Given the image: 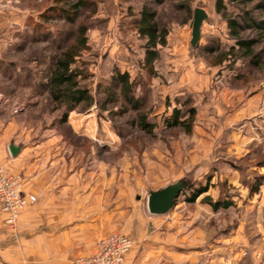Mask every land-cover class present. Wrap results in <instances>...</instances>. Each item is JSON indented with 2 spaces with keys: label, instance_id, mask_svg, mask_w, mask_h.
<instances>
[{
  "label": "rangeland",
  "instance_id": "374dc122",
  "mask_svg": "<svg viewBox=\"0 0 264 264\" xmlns=\"http://www.w3.org/2000/svg\"><path fill=\"white\" fill-rule=\"evenodd\" d=\"M91 1L79 19L88 23L89 47L77 66L94 100L63 119L66 108L57 109L44 86L52 56L66 36L58 33L75 26L41 17L52 0H0V118L11 122L9 141L26 148L45 176L29 179L1 165L21 176L25 192L33 184L40 188L27 192L38 201L32 232L43 236L52 221L99 222L105 231L79 256L91 254L110 234L128 237L132 249L133 237L158 232L183 255L190 254L194 264H264V36L256 45V63L249 58L219 63L235 40L217 11L218 0ZM223 2L242 22L238 7ZM145 4L168 31L151 70L145 67L146 40L132 23ZM196 7L208 16L194 44ZM253 15L260 19L259 12ZM242 34L258 36L252 29ZM115 70L138 82L141 108L122 96L108 97ZM190 108L195 109L191 131L168 125L175 109L185 119ZM141 113L152 133L141 128ZM176 182L184 188L173 207L151 214L150 192ZM50 183L56 188L53 200H68L73 207L45 208ZM199 189L205 191L193 200ZM206 196L233 205L214 210ZM18 217L13 226L0 217L9 232L7 264H71L70 257L60 256L63 243H56L53 257L46 256L44 241L30 239L28 229L20 235Z\"/></svg>",
  "mask_w": 264,
  "mask_h": 264
},
{
  "label": "trees",
  "instance_id": "16d2710c",
  "mask_svg": "<svg viewBox=\"0 0 264 264\" xmlns=\"http://www.w3.org/2000/svg\"><path fill=\"white\" fill-rule=\"evenodd\" d=\"M53 5L49 6L47 10L41 15L46 17L47 20H62L67 24L75 26L73 30L64 29L59 35H66L62 41H59L56 51L51 59L49 72L47 76V83L44 86L49 93L51 101L56 105L57 109L65 107L66 110L63 114V119H66L69 112L81 103L86 106H91L94 100L93 95L88 87L81 83L83 69L77 66V58L81 55L82 51L88 49V23L80 21L83 10L92 6L91 0H52ZM188 3L191 0H186ZM229 3L237 6L241 11L240 16L242 22L234 16L233 12H227L228 5L223 0L216 2L217 11L222 12L226 17L229 34L235 43L229 47V50L222 53L219 58V63L229 59L232 61L238 58H249L252 62L256 63L258 54L256 53V45L264 36V0H229ZM189 12L191 9L188 8ZM259 12L260 19L253 15V12ZM50 13V14H49ZM133 25L139 32L141 38L146 40V57L145 67L151 70L154 62L158 58V46L167 44L168 31L165 26H161L155 9L145 4L141 7L138 16L133 20ZM247 29L255 30L258 36L245 37L242 33ZM52 34V33H51ZM117 72L111 82L113 91L108 94L109 98L118 99L122 96L134 108L142 107V100L135 96L138 82L132 79L128 72ZM195 116V109L190 108L188 118L182 119L181 111L175 109L172 117L168 120L170 127L182 126L187 132L191 131L192 122ZM140 125L147 133H152L153 126L146 121V115L140 114ZM205 189H199L192 195V199L201 195ZM205 201L210 203L214 210L220 208H228L233 205L229 200H215L206 196Z\"/></svg>",
  "mask_w": 264,
  "mask_h": 264
},
{
  "label": "crops",
  "instance_id": "0c3cea01",
  "mask_svg": "<svg viewBox=\"0 0 264 264\" xmlns=\"http://www.w3.org/2000/svg\"><path fill=\"white\" fill-rule=\"evenodd\" d=\"M11 122L5 123L0 118V164L6 165L12 172L25 174L32 178H38L44 174L36 171L35 168L37 159L32 160L27 157V149L16 144L13 141H9L6 130L9 129ZM33 173V174H32ZM45 176V175H44ZM56 188H53L51 183L45 187L44 206L45 208L54 209L70 208L73 207V203L68 200H60L56 202L53 200V192ZM38 192L40 188H37L35 184L28 188L26 192ZM37 202L29 203L20 213L17 222L18 233L23 234L27 229L29 230V237L35 240L45 242V251L48 253L46 256L53 257V250H56V243H63L61 246V258L70 257L72 260L82 253L89 252L94 246L96 240L105 231L99 222L97 223H77L75 226L68 225V222L62 221L61 224L54 223L52 216L49 214V220L52 221L43 236H37V233H33L31 228L35 227V223L38 219L36 216ZM52 215V214H51ZM151 224V223H149ZM109 228V227H106ZM76 233L77 236H72ZM9 234L7 227L3 220L0 218V264H7L4 255L7 251L6 238ZM22 236H20L21 238ZM134 245L131 251L126 257V264H194V259L190 254H182L180 247L174 244H170L172 239L168 235H164L158 232H149L141 234L132 238ZM192 258V259H191ZM71 260V261H72Z\"/></svg>",
  "mask_w": 264,
  "mask_h": 264
},
{
  "label": "built area",
  "instance_id": "2783aa9c",
  "mask_svg": "<svg viewBox=\"0 0 264 264\" xmlns=\"http://www.w3.org/2000/svg\"><path fill=\"white\" fill-rule=\"evenodd\" d=\"M37 200L35 194L23 189L22 178L0 164V217L13 226L19 211ZM132 241L121 234H110L99 240L96 249L89 255L77 256L71 264H125V256Z\"/></svg>",
  "mask_w": 264,
  "mask_h": 264
},
{
  "label": "water",
  "instance_id": "95a60500",
  "mask_svg": "<svg viewBox=\"0 0 264 264\" xmlns=\"http://www.w3.org/2000/svg\"><path fill=\"white\" fill-rule=\"evenodd\" d=\"M207 16L208 14L203 8L196 7L194 9L192 23V42L194 44L200 40L202 24ZM183 188L182 182H176L161 190L151 191L148 197L149 212L155 215L166 214L173 207Z\"/></svg>",
  "mask_w": 264,
  "mask_h": 264
}]
</instances>
